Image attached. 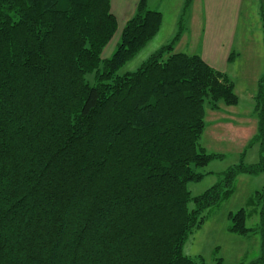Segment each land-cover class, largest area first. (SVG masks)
<instances>
[{"label": "trees", "instance_id": "1", "mask_svg": "<svg viewBox=\"0 0 264 264\" xmlns=\"http://www.w3.org/2000/svg\"><path fill=\"white\" fill-rule=\"evenodd\" d=\"M138 69H117L158 32L162 13L139 0L117 31L111 0H0V264H225L183 245L218 208L240 172L230 167L192 196L212 154L200 143L205 102L235 105L225 72L199 54L173 52L184 28ZM94 74V83L86 74ZM264 145V74L256 95ZM242 209L230 229L262 237Z\"/></svg>", "mask_w": 264, "mask_h": 264}, {"label": "rangeland", "instance_id": "2", "mask_svg": "<svg viewBox=\"0 0 264 264\" xmlns=\"http://www.w3.org/2000/svg\"><path fill=\"white\" fill-rule=\"evenodd\" d=\"M179 4V0H173V6L168 9L166 6L159 9L148 6L149 9H157L162 13V22L163 17L165 19L164 27L162 29L160 26L161 30L158 36L157 32L135 55L117 69L118 75L135 71L153 53L172 40L177 34L178 22L184 12V4L182 7L181 5L179 7ZM176 11L179 13L177 25L175 24L172 31L175 20L172 21V19ZM185 17H188L187 13ZM119 19L120 23L115 35L103 50V59L113 55L121 40V32L126 22L121 23V17ZM240 29H244L245 33L250 34L247 38L257 39L258 42L259 33H262L264 40V0L245 1ZM186 36L188 33L185 30L184 21V28L175 43L173 52H177L180 48H183L180 50H185ZM168 38L169 40L166 42ZM250 39H247V43L244 45L246 50H252L245 55V60H248L245 61L243 57L242 63L235 68V70L240 68L242 70L241 75L236 79V86L234 85L238 96L237 104L229 106L221 102L219 108L212 109L208 101L205 102L206 128L200 143L207 153L213 155V158L207 166L201 169L206 172L203 178L187 183V189L192 196L204 193L220 180V175L223 172L232 166L244 164L253 168H261L264 163V145L256 138L259 123L258 115L255 112L258 85L251 83L255 71L249 68L251 67L249 65L259 64V60H261L259 66L263 65L264 55L262 56L260 52L263 45L261 46L256 41V46L252 44L255 42H251ZM94 74H86V79L91 84L94 83ZM234 186L230 196L218 208L206 210L205 221L187 238L183 245V253L186 256L203 258L211 263L222 259L225 264H259L254 261L263 253L260 232L253 230L249 234L243 235L233 232L230 225L232 224L231 217L244 209L246 225L248 227L259 226L260 206L256 202V193L264 186V170L256 173L240 172Z\"/></svg>", "mask_w": 264, "mask_h": 264}, {"label": "crops", "instance_id": "3", "mask_svg": "<svg viewBox=\"0 0 264 264\" xmlns=\"http://www.w3.org/2000/svg\"><path fill=\"white\" fill-rule=\"evenodd\" d=\"M179 1V7L180 5L182 7L185 0ZM245 1L191 0L190 6L184 13L185 30L188 33V36H186L187 46L185 50H180L183 49L180 48L177 51L199 54L209 65L225 72L233 83H235V86L236 79L241 75L242 71L241 68L237 70L235 68L242 63L241 59L243 57L245 60V55L249 54L250 51L252 52L251 49L246 50L244 47L247 39H250L249 37L247 38L250 34L245 33L244 29L239 30ZM138 2L139 0H111V10L116 15L118 24L120 23L119 17H121V23H125L135 13ZM146 3L147 7L158 9L163 6H166L167 9L173 6V0H146ZM177 11L174 14L175 18L173 17L172 19V21L175 19L172 31L175 28V24L177 25V16L179 14ZM186 13L188 14L187 18L185 17ZM164 21L165 19L163 17L162 29L164 27ZM259 35V42L257 39L250 40L251 42H255L252 44L256 46L257 43L261 46L263 45V49L260 51L263 56L264 40L262 33H259ZM260 63L261 60H259ZM259 64L249 65L251 66L249 68L255 71L251 79V83L254 85H258V81L264 73V63L260 66Z\"/></svg>", "mask_w": 264, "mask_h": 264}]
</instances>
